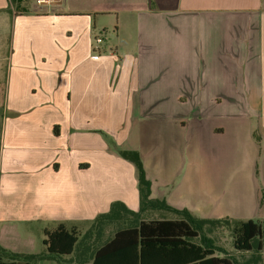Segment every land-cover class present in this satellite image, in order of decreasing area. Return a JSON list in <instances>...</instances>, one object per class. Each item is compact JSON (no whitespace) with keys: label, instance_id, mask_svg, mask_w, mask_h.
I'll return each instance as SVG.
<instances>
[{"label":"crops","instance_id":"crops-1","mask_svg":"<svg viewBox=\"0 0 264 264\" xmlns=\"http://www.w3.org/2000/svg\"><path fill=\"white\" fill-rule=\"evenodd\" d=\"M0 108V246L21 264H82L114 202L155 215L115 148L140 154L150 199L264 225V0H0ZM60 225L73 263L35 251Z\"/></svg>","mask_w":264,"mask_h":264},{"label":"trees","instance_id":"trees-1","mask_svg":"<svg viewBox=\"0 0 264 264\" xmlns=\"http://www.w3.org/2000/svg\"><path fill=\"white\" fill-rule=\"evenodd\" d=\"M28 0H10L16 12ZM118 155L131 163L136 172L141 211L145 208L170 211L180 220H143L140 213L129 211L121 202H114L108 213L99 215L90 230L98 229L104 220L113 219L117 207V222L124 226L111 238L93 244L88 258L82 264H237L232 257H219L223 251L212 245L201 233L205 224L219 225L221 220L195 219L187 210H176L163 200L150 199V182L146 177L140 154L131 149L115 148ZM133 219L129 220L127 217ZM200 235V241L198 240ZM46 252L56 256H74L80 247L79 233L60 225L44 232ZM88 234L84 236L87 238ZM198 240V241H197ZM196 242L202 244L199 245ZM233 248L242 252H262L264 225L252 220L238 221L232 231ZM85 256V255H84ZM27 255L12 253L0 246V264H21L18 260ZM23 264H29L27 262Z\"/></svg>","mask_w":264,"mask_h":264},{"label":"rangeland","instance_id":"rangeland-1","mask_svg":"<svg viewBox=\"0 0 264 264\" xmlns=\"http://www.w3.org/2000/svg\"><path fill=\"white\" fill-rule=\"evenodd\" d=\"M35 4V0H28V2H23L20 7L22 8H30L32 7V5ZM13 10L16 11L14 8L15 6H12ZM102 35L101 40L104 41V38L106 37L108 40V43H114L115 42V34H113L112 32H108L106 35H104L103 32L100 33ZM1 109V108H0ZM0 121H1V115H0ZM3 188V178L2 175L0 173V191H2ZM1 196V193H0ZM1 199V197H0ZM202 203H203V212L201 217H204L205 214V207L209 206V202H208V197L203 196L202 198ZM2 205L1 201H0V206ZM154 216L149 218L150 220H180V216L175 215L174 213L170 212V211H164V210H157L153 212ZM140 215H143L142 213H140ZM143 218V217H141ZM147 220V219H144ZM207 220V219H206ZM222 223H219V225H210V224H205L202 226V230L201 233L204 237H206L208 240L212 241V245L215 247L220 248L223 252L222 253H216L217 256L219 257H232L236 260L237 264H264V255H262V252H256V251H252V252H242V251H237L233 248V243H232V231L233 228L236 225V222H238L239 220H234V219H228V218H224L222 219ZM124 225L122 223H118L117 222V229L123 227ZM34 229V228H33ZM32 234L34 235V239H35V251L37 253H41L44 250V245L41 242V238L43 237V234L39 233L37 228H35V230H32ZM15 238H13V241H15L16 239V235ZM21 240H17L19 242H17L18 244H23L20 243L22 241H24L25 239L23 237H21ZM198 240L200 241V235ZM197 240V241H198ZM15 243V242H14ZM199 245L202 246V244L200 242H196ZM55 258L59 259V256H55ZM60 258H66V257H60ZM56 261H58L56 259ZM76 261L75 257H70L67 262L68 263H73ZM61 262H58L57 264H60Z\"/></svg>","mask_w":264,"mask_h":264},{"label":"built area","instance_id":"built-area-1","mask_svg":"<svg viewBox=\"0 0 264 264\" xmlns=\"http://www.w3.org/2000/svg\"><path fill=\"white\" fill-rule=\"evenodd\" d=\"M51 2V0H35V3L37 5H48ZM96 43L102 42V40L98 37L94 39Z\"/></svg>","mask_w":264,"mask_h":264}]
</instances>
